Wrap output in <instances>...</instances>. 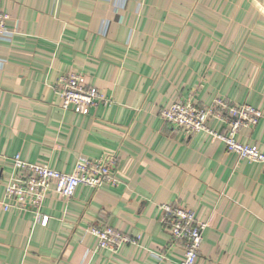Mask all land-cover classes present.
Masks as SVG:
<instances>
[{"label":"crops","instance_id":"crops-1","mask_svg":"<svg viewBox=\"0 0 264 264\" xmlns=\"http://www.w3.org/2000/svg\"><path fill=\"white\" fill-rule=\"evenodd\" d=\"M0 264H179L184 242L161 204L206 222L199 264H264V166L161 111L214 98L264 110V0H0ZM82 72L111 99L89 114L62 107L60 78ZM219 131L227 126L210 120ZM237 138L264 152V116ZM116 154L120 183L54 186L40 213L5 211L13 158L71 173L81 156ZM140 236L97 249L92 226Z\"/></svg>","mask_w":264,"mask_h":264},{"label":"built area","instance_id":"built-area-1","mask_svg":"<svg viewBox=\"0 0 264 264\" xmlns=\"http://www.w3.org/2000/svg\"><path fill=\"white\" fill-rule=\"evenodd\" d=\"M9 15L0 11V40L12 41L14 31L7 26ZM3 64L4 60H0ZM59 94L62 107L81 114H89L92 107L109 104L111 99L97 87L87 84L82 72H70L59 80ZM162 118L188 134L204 130L214 138L225 142L229 152L239 158L260 162L264 166V152L257 145H251L237 138L242 127L255 126L264 116V110L247 103H234L214 98L208 105L192 100L177 99L161 111ZM217 120L227 126L219 131L209 125ZM15 175L6 187L2 208L5 211L35 212L42 224L49 221L48 215L40 213L43 200L51 186L63 198H71L80 186L98 188L103 184L116 186L120 179L116 174L117 155L100 158L81 156L71 173L62 172L46 164L28 162L17 155L13 158ZM161 221L164 228L176 241L184 242V259L179 264H199L203 232L206 222L198 220L195 212L175 202L161 204ZM90 232L98 239L97 249L119 250L125 244L138 243L140 236L126 234L111 225L92 226Z\"/></svg>","mask_w":264,"mask_h":264}]
</instances>
